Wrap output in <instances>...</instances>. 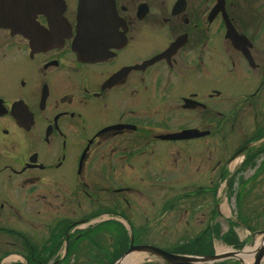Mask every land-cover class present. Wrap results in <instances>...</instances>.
Instances as JSON below:
<instances>
[{"label":"flooded vegetation","instance_id":"obj_1","mask_svg":"<svg viewBox=\"0 0 264 264\" xmlns=\"http://www.w3.org/2000/svg\"><path fill=\"white\" fill-rule=\"evenodd\" d=\"M220 192L252 230L264 0H0V264L106 261L124 228L199 242Z\"/></svg>","mask_w":264,"mask_h":264},{"label":"rangeland","instance_id":"obj_2","mask_svg":"<svg viewBox=\"0 0 264 264\" xmlns=\"http://www.w3.org/2000/svg\"><path fill=\"white\" fill-rule=\"evenodd\" d=\"M221 210V213L225 215V212L228 213L227 209H226V206L223 208V210L220 208ZM238 211V209L236 210ZM240 220L241 217L239 218ZM201 225V224H200ZM198 225V227L196 228V231L194 232H188L186 234H190L192 233V236H194L197 232V235L199 234L200 231H202V229H204L206 227V225ZM228 224H225L223 226H219L218 228H215V232H216V236L220 237L222 234L226 233L227 232V229H228ZM232 237H229L230 240H232L233 244L235 243V241L233 240V238L235 240H237L239 243H249V241L251 240V233L246 229V228H243V227H240V226H233L232 227ZM253 230L255 231H261V230H264V215H262L260 217V219L257 220V222L254 223V225L252 226ZM167 230H157V231H149V234L146 233V235H143L142 234V231H137L136 229L134 230V239H135V244L137 245H147V246H154L156 248H159V249H162L166 252H170V253H176L178 252L177 250H183V252H195V250H200L198 247H196L193 244H189V245H186L184 247H180L179 245H177V238L176 240L175 239H171L173 237L172 234H165ZM126 234L128 235L129 237V241L131 239L130 237V233L129 231L125 230ZM159 232H161L159 234ZM150 233L152 234H155V235H151ZM36 238L37 236H40V233H34ZM142 234V235H140ZM190 236V235H189ZM206 235L203 236V238L197 242L195 240L196 243H202L204 246L206 245L208 239H205ZM189 238V237H187ZM181 239V238H180ZM190 239V238H189ZM192 239V238H191ZM216 248L217 249H223L222 248V245H218V243L215 244ZM233 247V246H232ZM230 250V249H228ZM205 251V250H204ZM219 251H222V250H219ZM137 254L141 257L140 259V262L138 264H165L164 261L162 259H160L159 257L157 256H154V255H151L150 253H142V252H133V254ZM114 258H111L108 259L107 261L109 263L112 262ZM250 259V258H249ZM247 259V263L248 264H252V262L250 263V260ZM225 260V259H224ZM231 261H228V262H224V264H240V262L237 260V259H230ZM245 261V262H246ZM104 262V263H103ZM108 262L106 261H97V259L94 257V256H90L89 254L87 255V257H83V259L79 260V261H73V260H70V262H66L65 264H107ZM221 262V261H220ZM220 262H215L213 264H223V263H220ZM264 264V263H263Z\"/></svg>","mask_w":264,"mask_h":264},{"label":"bare ground","instance_id":"obj_3","mask_svg":"<svg viewBox=\"0 0 264 264\" xmlns=\"http://www.w3.org/2000/svg\"><path fill=\"white\" fill-rule=\"evenodd\" d=\"M87 1H89V0H87ZM226 183H227L226 181H221V183H220L221 189H222V187L224 185H226ZM227 200H228V196L226 194H224L223 192H220L218 197H217V201L219 203V208H221L223 210V208L227 204ZM218 214H219V216L217 218H215V219H220L219 220V222H220L219 225L220 226L225 225L226 221H227V223H229L230 214L225 212V216H223L221 211H220V213L218 212ZM122 227H124V225H122ZM171 228L173 229V231H175V228H173V227H171ZM125 230L129 231V233H130V237H131L130 241H129V237L126 234ZM155 231H157V230H155ZM160 233L161 232H159V234ZM122 235H123V238H124V249H123V251L121 253H119L118 255H116L111 263H109L106 260V262H108L107 264H115L126 253V251L130 248V246H147V245H137V244L133 243L132 238L134 237V231H132L130 229L124 228V230L122 231ZM152 235H155V234H152ZM204 235H206L205 239H208V241H207L205 246L202 243H194L189 238H188V240H184L182 238L180 239V237L177 236V235H173V237L171 238L172 240L173 239L176 240V238H177V241H175V242H177V245H179L180 247H184L186 245L194 243V245L200 249L199 253H197L198 252L197 250H195V252H183L182 249L181 250H177L178 252H176V253H170V252H167V253L171 254V255H178V256L198 257L197 260H196L197 262L195 264H213L215 262H220L222 259L214 261L210 257H212L214 255H223V253L228 252L229 251L228 249L230 247H232V245H233L232 240H230L229 237L225 235V233L222 234L220 237L219 236L217 237L215 230H212L211 228H204L203 231L201 232V234L198 235V237H203ZM261 239H262V236H258L255 239V242L259 243V240H261ZM233 240L235 241L234 238H233ZM216 243H218V245H222L223 249H217L216 246H215ZM235 243H236V241H235ZM150 247H154V246H150ZM154 248H156V247H154ZM252 248L253 247H250L249 250H251ZM157 249H159V248H157ZM160 250H162V249H160ZM219 250H222V251H219ZM133 252H135V251L130 252V254H128L127 258L124 259L123 261H121L119 264H138L140 262L141 257L139 255L135 254V253L133 254ZM137 252H142V251H137ZM142 253H147V252H142ZM202 257H205V258H202ZM239 257H241V254H239ZM249 258H250L249 260H250V263H251L252 262V257H249ZM75 261H79V260H75ZM66 262H70V260L69 261L68 260L65 261L64 264ZM246 263H247V261H246ZM147 264H149V263H147Z\"/></svg>","mask_w":264,"mask_h":264},{"label":"water","instance_id":"obj_4","mask_svg":"<svg viewBox=\"0 0 264 264\" xmlns=\"http://www.w3.org/2000/svg\"><path fill=\"white\" fill-rule=\"evenodd\" d=\"M80 24L81 26H83L84 23L83 24L80 23ZM80 40H81V37H79L78 41ZM76 51L78 55L82 56L83 58H85L87 55V53L84 51L83 48H76ZM260 236H262V239L259 240V243L255 242V240L253 239L252 247L254 249L253 248L251 250L242 249V251H239V252L235 251L232 253H228L225 256L224 255H214L210 258L216 261V260H220L226 257H229V258L232 257V258L237 259L240 262V264H247L245 261L249 259V257H252V264H262L264 262V232H262ZM132 251H142V252L150 253L154 256L161 258L165 262V264H195L198 258V257H192V256L171 255L163 250L150 247V246H130V248L126 251V253L115 264H119L121 261L126 259L128 254H130V252ZM239 254H241V257H239ZM202 258H205V257H202Z\"/></svg>","mask_w":264,"mask_h":264},{"label":"trees","instance_id":"obj_5","mask_svg":"<svg viewBox=\"0 0 264 264\" xmlns=\"http://www.w3.org/2000/svg\"><path fill=\"white\" fill-rule=\"evenodd\" d=\"M194 243H196V242H194ZM198 252L197 253H199V250H197Z\"/></svg>","mask_w":264,"mask_h":264}]
</instances>
